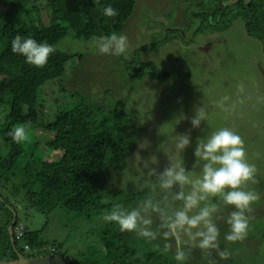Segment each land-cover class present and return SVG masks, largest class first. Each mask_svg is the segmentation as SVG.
<instances>
[{
    "label": "trees",
    "instance_id": "obj_1",
    "mask_svg": "<svg viewBox=\"0 0 264 264\" xmlns=\"http://www.w3.org/2000/svg\"><path fill=\"white\" fill-rule=\"evenodd\" d=\"M0 4L6 5L13 15L7 22H0V110L5 113L0 125V153L2 144L7 150L3 156L0 155V187L3 185L5 189L10 186L11 198L23 203L27 211L34 209L46 217L61 206L80 219H102L114 204L124 205L132 200L138 204L147 192L128 194L125 201L118 196L121 188L119 175L124 168L122 154L131 138L128 133L129 119L117 121L108 115L98 118L97 113L102 108L94 100L85 104L84 97L79 93L76 97L72 96L77 98L73 102L66 101L52 120L44 121L39 115V89L47 82L64 79L69 70L66 66L68 61L75 56L81 59L82 55L56 48L47 64L38 68L27 64L24 56L11 50V41L17 34L37 42L47 41L54 46L67 35L88 40L112 32L119 34L133 13L135 0H99L96 5L94 0H47L46 6L50 11L48 24L39 16L32 15L35 7L31 0H0ZM108 5L118 10L117 16L109 18L102 15V8ZM204 11L205 23L200 21L196 31L201 32L205 27L210 32L208 29L213 27V31L221 32L229 27L228 23L240 19L243 32L261 42L264 62V0H234L222 6L205 7ZM181 37L185 40L184 36ZM183 50L186 51L185 48ZM147 67V62L139 63L132 77L141 79ZM178 101L180 97L175 100ZM14 125L26 127L28 143H15L8 135ZM38 128L55 131L53 138L41 148L58 152V159L50 160L40 155V145L34 141L33 134ZM198 132L199 136L207 133L200 128L196 129V134ZM196 134L191 136L192 147L195 146ZM263 179L257 180L261 181L254 184L253 190H264ZM1 190L0 209H4L1 214L4 219L0 223V261H15L16 250L26 257L44 256V242L39 237V230L29 229L25 221V225L19 223L20 210L3 196ZM261 203L264 205L263 199L251 205L253 211L248 213L247 236L234 243L224 239L229 230L226 220L234 206H224L217 214L220 249L226 248L231 252L227 260H222L213 251L212 259L217 264H264V207L260 211ZM12 211L15 213L13 232L19 224L23 228L19 239L13 235V243L8 234ZM96 226H102L94 237L101 241V248L94 243L86 251H81L78 257L69 260L54 249L51 252L62 257L67 264H177L166 254L152 249L151 241L137 237L135 242H129L127 232H121L114 223L104 222ZM242 245L250 246L246 249L247 255L251 256L247 259L249 262L238 257V247ZM137 253L143 258H136ZM192 254L193 264H207L199 249H193Z\"/></svg>",
    "mask_w": 264,
    "mask_h": 264
},
{
    "label": "rangeland",
    "instance_id": "obj_2",
    "mask_svg": "<svg viewBox=\"0 0 264 264\" xmlns=\"http://www.w3.org/2000/svg\"><path fill=\"white\" fill-rule=\"evenodd\" d=\"M46 1L31 0L35 7L32 15L39 16L48 24L50 11ZM232 1L234 0H135L133 13L119 33L127 35L129 42L126 54L121 56L99 54L98 50L91 47L92 39H78L72 35L65 36L56 45L57 49L64 52L81 54L82 58L75 56L68 61L66 66L69 70L64 79L47 82L39 89V115L44 121L52 120L57 110L66 101L76 100L77 98L73 99L72 96L79 93V96L84 97L85 104L94 100L102 108L101 112L97 113L98 118L108 115L117 121L129 119L128 133L131 138L122 154L124 168L119 175L121 188L118 196L122 201H125L128 194L136 192L133 189V182L138 174L130 166L128 157L135 153L137 140L147 137L151 141V148L142 151L141 155L147 157L150 153L155 154L159 160L160 170H163V166L167 163V154L164 147L159 151L157 147L168 136L191 129L188 119L179 121V115L183 110L184 115L190 118L193 115L194 105H206V107L211 105L207 111L208 119L201 123V130L208 132L227 126L244 139L247 159L249 163L255 164L257 169L255 182H249L247 188L253 190L254 184L261 181L257 180L264 177V91L262 90L264 75L259 73L254 65L261 61V68L264 71L261 42L248 37L243 32L240 19L228 23L229 27L221 32L213 31V27L208 29L210 32L206 31L205 27L201 32L195 30L201 25L200 21L205 23V7L222 6ZM12 16L6 5L0 4V22H7ZM207 17L210 18L209 15ZM177 29L185 33L187 39L192 34L191 40L185 41L181 33L172 32L178 31ZM209 39L216 40L217 44L213 52L209 51L210 55L202 58L205 61L199 62L197 52L194 53L195 41ZM184 48L188 50L184 51ZM141 62H147L149 68H146V74L141 79H135L132 77V72ZM178 70L180 75L176 77ZM205 78H208V81ZM179 80L183 81H181L182 91L177 93L175 89L168 97L171 100L180 97V101L172 106L164 105L165 101L160 102L164 100L160 97L167 96L166 91L172 85L179 83ZM227 82L230 83L231 88L225 86ZM238 85H243L246 91L240 92L243 87L238 90L236 89ZM238 92H240L239 97ZM224 93L226 96L230 95V102L223 101ZM237 101L240 108L235 106ZM4 114L0 110V125L3 123ZM140 120L145 123L140 125ZM181 124L183 125L180 128ZM159 129L161 135H158ZM54 133L55 131L42 128L33 132L34 141L40 145V155L50 160L58 159L60 154L48 152L41 147L53 138ZM199 135L200 132L195 135L194 145ZM1 149L0 155L3 156L7 151L6 146L2 144ZM193 150L194 147L191 145L184 153L175 156L177 160L183 159L189 170H193L194 156H191ZM193 171L198 172L199 169ZM0 189L3 196L14 202L20 210L19 223L24 225L26 223L29 229L39 230V237L44 242L45 255L56 256L51 252L54 249L58 254L63 253V258L69 260L78 257L81 251H86L94 243L98 248L102 247L101 241L94 237L102 227L96 225L105 222L103 218L80 219L61 206L46 217L34 209L27 211L23 203L11 198L10 186L4 189L2 185ZM258 192H262L259 195L260 199L264 200V190L258 188ZM136 204V200H132L131 203L126 201L123 206L131 208ZM263 207L264 205L260 207V211ZM3 212L4 209L1 208L0 223L4 219L1 216ZM127 234L129 242L136 241L138 236L135 233L127 232ZM151 242L152 249H157L174 259V247L172 251L163 252L162 239ZM156 244H160L161 247L157 248ZM246 249H250V246L238 247L240 260L251 258L247 255ZM24 254H27V251H24ZM184 264H193L192 253Z\"/></svg>",
    "mask_w": 264,
    "mask_h": 264
},
{
    "label": "clouds",
    "instance_id": "obj_3",
    "mask_svg": "<svg viewBox=\"0 0 264 264\" xmlns=\"http://www.w3.org/2000/svg\"><path fill=\"white\" fill-rule=\"evenodd\" d=\"M94 3L99 4V0ZM101 12L109 18L118 15V10L111 5L103 7ZM91 47L102 55L121 56L126 54L129 42L127 35L112 32L94 36ZM11 50L24 56L27 64L42 68L57 49L47 41L37 42L17 34L11 41ZM242 87L238 85V88ZM227 99V96L223 97V100ZM179 117V121L188 119L191 129H198L201 122L208 119L207 107L194 105L190 118L183 113ZM139 123L143 125L145 121ZM191 129L168 136L158 145L157 151L164 147L167 154L163 170H160L155 154L141 155L142 151L151 148V141L147 137L137 140L135 153L128 157L130 166L138 174L133 189L147 194L131 208L114 204L103 215V220L114 223L121 232L135 233L147 241L162 239V251L169 252L174 247V259L178 264H184L193 249L201 251L207 264H217L212 259L213 251L222 260L231 256L228 249H220L217 214L224 206H234L226 220L229 230L224 239L227 242L241 241L247 236L248 213L253 211L251 205L260 199V195L246 188L249 182H255L257 169L247 159L242 136L223 126L196 138L192 169L199 171L189 170L183 159L177 160L175 156L192 145ZM8 135L15 143L29 139L24 125H14ZM158 135H161L160 129ZM156 247L161 246L156 244ZM136 258L142 259V254L137 253Z\"/></svg>",
    "mask_w": 264,
    "mask_h": 264
},
{
    "label": "flooded vegetation",
    "instance_id": "obj_4",
    "mask_svg": "<svg viewBox=\"0 0 264 264\" xmlns=\"http://www.w3.org/2000/svg\"><path fill=\"white\" fill-rule=\"evenodd\" d=\"M178 30V32L179 33H181L182 34V36H184V38H185V40L187 41H189V40H191V35L189 36V39H187L186 38V34L185 33H183L182 31H180V29H177ZM193 33V32H192ZM193 40V39H192ZM217 41L219 40V38L218 39H216ZM216 40H199V41H195V49H194V53H196L197 52V54H196V56L198 57V61L199 62H204L205 61V59H202V58H204L205 56H207V55H210V53H209V51H212L213 52V48L215 47V45L217 44V42H216ZM188 49H186V51H187ZM204 60V61H203ZM261 61H258L257 62V64H255L254 63V65H255V68H256V70L258 71H260L259 73H262L263 75H264V71L262 70V68H261ZM206 65V64H205ZM207 66V65H206ZM211 66V65H210ZM200 67H203V66H200ZM176 68H177V66L174 68V73L176 72ZM180 68H181V66H180ZM261 75V74H260ZM183 80V79H182ZM182 80H180V82L177 84L181 89H183V87H182ZM205 80L206 81H208V78H205ZM263 80V79H262ZM182 81V82H181ZM264 82V81H263ZM263 82H261V84H263ZM199 83V82H198ZM228 83V82H227ZM227 83H225L226 85L225 86H227L228 88H231L232 86L230 85V83H228V85H227ZM169 87V86H168ZM238 87V86H237ZM215 89L217 88V87H214ZM236 89H240V88H236ZM263 91H264V84H263V89H262ZM168 91L169 90H167L166 92H167V94H168ZM246 91V89L244 90V87H243V89H242V91H240V92H242V93H244ZM240 92H238V97H239V94H240ZM161 95V94H160ZM156 96L158 97V95L156 94ZM226 95H225V93L223 94V96H222V99H223V97H225ZM166 96H162V97H160V98H165ZM227 97L229 98V99H227V100H223V101H225V102H230V95H227ZM175 100L177 101V98H173L172 100H169L168 102H167V106H171V105H173V103H175ZM235 106H236V108L238 107V108H240V104L238 103V101L236 102V104H235ZM211 107V105L209 106V107H207V111H208V108H210ZM189 111V110H188ZM187 120V119H186ZM202 123V122H201ZM201 126V125H200ZM194 133H196V130L195 129H192V131H191V136L192 135H194ZM192 156V155H191Z\"/></svg>",
    "mask_w": 264,
    "mask_h": 264
},
{
    "label": "water",
    "instance_id": "obj_5",
    "mask_svg": "<svg viewBox=\"0 0 264 264\" xmlns=\"http://www.w3.org/2000/svg\"><path fill=\"white\" fill-rule=\"evenodd\" d=\"M179 70L177 71L176 77L180 75ZM177 84L178 83L170 87L167 96L164 98V100H161L160 102L165 101L164 105H166L167 102L171 100L168 96L173 92V90L176 89L177 93H179V91H182V89ZM12 214H13V218H12L11 223L8 225V234L10 237V241L13 243L12 226L15 222V213L12 211ZM16 255H17V259L15 261H11V262L0 261V264H67L66 261L62 257H59V256L44 255V256H36V257H26L17 250H16Z\"/></svg>",
    "mask_w": 264,
    "mask_h": 264
},
{
    "label": "built area",
    "instance_id": "obj_6",
    "mask_svg": "<svg viewBox=\"0 0 264 264\" xmlns=\"http://www.w3.org/2000/svg\"><path fill=\"white\" fill-rule=\"evenodd\" d=\"M22 230H23V228H22V225L21 224H19V225H17L15 228H14V237L16 238V239H19L20 238V236H21V234H22ZM25 249H28V247L27 246H25L24 247Z\"/></svg>",
    "mask_w": 264,
    "mask_h": 264
}]
</instances>
